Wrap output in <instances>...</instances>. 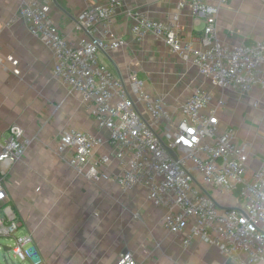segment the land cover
<instances>
[{
  "label": "built area",
  "instance_id": "2783aa9c",
  "mask_svg": "<svg viewBox=\"0 0 264 264\" xmlns=\"http://www.w3.org/2000/svg\"><path fill=\"white\" fill-rule=\"evenodd\" d=\"M227 1L188 0L195 19L203 22L196 39L183 37L177 26L145 11H128L137 40L151 34L221 93L214 100L212 92L196 88L173 107L162 94L147 89L138 70L124 80L100 60L102 51L124 43L112 27L125 0L87 5L75 20L82 31L79 39L61 33L48 5L38 0L24 2L20 16L52 50L57 79L82 94L97 126L108 131V140L85 129L65 131L59 147L72 150L69 164L98 182L109 179L104 168L116 158L117 184L144 188L147 200L164 206L163 225L181 235L184 246L197 237L217 246L235 264H264V167L250 170L251 143L239 142L237 128L222 126L219 118L227 90L264 87V39L228 43L219 38V14ZM99 26L101 33L95 35ZM106 141L111 153L96 154V147ZM28 144L23 126L16 122L0 137V203L7 198L5 179ZM19 225L14 217H0V236L11 240L8 249L0 246L7 261L37 257L35 249L26 246L28 236L15 235ZM117 262L138 264L131 250L122 252Z\"/></svg>",
  "mask_w": 264,
  "mask_h": 264
},
{
  "label": "crops",
  "instance_id": "0c3cea01",
  "mask_svg": "<svg viewBox=\"0 0 264 264\" xmlns=\"http://www.w3.org/2000/svg\"><path fill=\"white\" fill-rule=\"evenodd\" d=\"M27 1L0 0V137L16 122L29 140L5 179L7 198L0 203V217L18 219L15 235L28 236L26 246L37 254L27 262L12 260L13 264H118L119 255L127 250L138 264H235L215 245L195 237L192 245L184 246L181 235L169 233L163 225L164 206L147 200L144 188L124 189L114 180L120 171L116 158L104 168L109 179L98 182L69 164L72 150L59 147L65 131L85 129L105 140L108 131L97 126L82 94L54 75L52 50L20 16L21 5ZM38 1L48 5L61 33L79 39L78 14L87 5L107 0ZM180 1L125 0L112 27L124 43L102 51L101 62L127 80L132 71L148 73L156 58H161L160 49L168 48L151 34L140 41L133 36L134 19L128 14L133 9L174 24L187 39L199 38L203 22L195 19L188 0L183 6ZM100 29L95 35H100ZM218 36L228 43L264 39V1L228 0L220 10ZM206 79L211 87L199 88L212 92L216 100L221 93ZM225 98L219 111L221 125L235 126L238 141L251 143V171L264 167V87L249 92L230 89ZM111 150L106 141L96 147V154Z\"/></svg>",
  "mask_w": 264,
  "mask_h": 264
},
{
  "label": "rangeland",
  "instance_id": "374dc122",
  "mask_svg": "<svg viewBox=\"0 0 264 264\" xmlns=\"http://www.w3.org/2000/svg\"><path fill=\"white\" fill-rule=\"evenodd\" d=\"M160 53L161 58H156L155 66L151 67L148 73L141 74V77L146 79L147 84L153 88L152 90L162 94L169 105H175L196 88L211 87V83L201 76L188 61L165 47L160 49ZM0 242L6 244L4 246L8 249L7 244H10L11 240L1 236ZM4 254L6 255V252L0 248V262L13 264L14 261L4 259Z\"/></svg>",
  "mask_w": 264,
  "mask_h": 264
},
{
  "label": "water",
  "instance_id": "95a60500",
  "mask_svg": "<svg viewBox=\"0 0 264 264\" xmlns=\"http://www.w3.org/2000/svg\"><path fill=\"white\" fill-rule=\"evenodd\" d=\"M0 246H1V244H0ZM1 248V247H0ZM4 249L6 250L7 249V246H4Z\"/></svg>",
  "mask_w": 264,
  "mask_h": 264
}]
</instances>
